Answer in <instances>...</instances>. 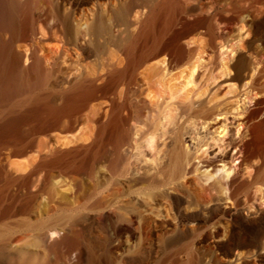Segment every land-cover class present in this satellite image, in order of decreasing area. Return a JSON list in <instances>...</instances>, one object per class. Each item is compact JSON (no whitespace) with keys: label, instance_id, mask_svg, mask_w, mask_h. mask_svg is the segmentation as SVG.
Listing matches in <instances>:
<instances>
[{"label":"bare ground","instance_id":"bare-ground-1","mask_svg":"<svg viewBox=\"0 0 264 264\" xmlns=\"http://www.w3.org/2000/svg\"><path fill=\"white\" fill-rule=\"evenodd\" d=\"M89 1L0 0V95L29 88L32 76L45 81L51 75V68L45 69L42 58L30 53L35 48L30 50L31 43L27 44L40 27L32 8L39 5L56 12L59 23L71 32L74 14ZM194 4L130 0L111 10L113 24L121 32L118 36L112 34L113 25L98 14L90 26L92 36L98 41L109 33L108 45L113 47L105 67L100 74H92V85L86 88L81 87L84 82H73L65 105L49 102L46 109L58 116L75 108L81 93L100 101L99 109L94 107L98 111L93 119V155L109 148L111 178L121 171L125 200H136L139 214L135 210L128 214L144 212L157 218L164 228L159 239L165 248L186 258L176 264H264V60L257 75L236 86V81L250 76L251 54H264V19L247 31L249 37L236 44L228 60L220 62L216 52L207 61L204 53L213 51L217 36L211 16L195 11ZM24 41L30 51L21 49ZM28 59L33 60L26 67ZM57 60L49 64L52 70ZM219 75L234 82L230 84L234 98L219 96L223 85ZM251 91L261 97L246 106L242 100L247 96L242 95ZM43 99L33 97L35 105L28 111L1 122L0 136L10 134L22 119L36 112L34 106ZM233 113L239 120L236 130L219 119ZM218 124V129L223 126L220 137L211 130ZM188 141L194 142L195 149ZM203 145L207 148L200 152ZM232 152L233 161H238L233 174V167L227 168ZM221 169L224 173L218 176ZM202 180L209 184L205 186ZM109 221L115 225L113 214ZM130 222H124L128 238L133 234ZM32 259L28 264L35 263Z\"/></svg>","mask_w":264,"mask_h":264},{"label":"rangeland","instance_id":"rangeland-1","mask_svg":"<svg viewBox=\"0 0 264 264\" xmlns=\"http://www.w3.org/2000/svg\"><path fill=\"white\" fill-rule=\"evenodd\" d=\"M128 1L90 0L74 14L71 32L59 23L56 12L39 5L31 10L37 28L40 27L37 35L28 37L31 38L28 43L26 40L21 43V49L30 51L33 46L35 49L30 53L42 58L45 69L49 71L51 68V75L45 81L32 76L29 88L0 95V123L28 111L35 105L33 97L41 95L44 98L34 106L36 112L22 119L10 134L0 136V264H28L32 257L34 264H176V261L186 259L176 254L175 249L165 248L159 239L164 228L157 224L156 217L144 212L140 216L135 214H139L135 210V198L132 197L131 203L125 200L121 171L111 178L109 148L102 149L97 157L93 155V119L100 101L92 100V94L81 93L78 105L58 116L46 109L49 102L65 105L73 82H84L81 87L86 88L92 85V74L102 72L113 48L108 45L110 34H104L97 41L90 26L101 14L110 26L113 25L112 34L120 35L119 27L113 24V14ZM182 1L195 3V11H202L212 18L217 39L213 51L204 53L207 61L216 52L220 62L228 60L236 52V44L249 37L247 31L249 33L259 19H264V0ZM69 8L67 6L64 10L68 12ZM96 42L102 44L100 49L96 48L99 46L95 45ZM26 43H31L30 50ZM262 55V52L251 54L250 78L247 76L243 81H236V86L250 80L251 74H258L264 60ZM52 59H58L55 70L49 65ZM32 60L26 61V67L32 64ZM219 69L215 71L217 75ZM222 76H218L223 84L218 88L219 96L226 94L225 97L234 98L235 92L230 87L234 82L225 81L226 76ZM242 89L246 91V88ZM256 93L251 91L247 95L245 92L242 98L247 96L246 101L242 100V103L253 105L254 100L261 97V93ZM234 115L229 114L227 118L222 115L219 119L226 120L228 126L236 130L239 120ZM219 124L211 129L216 137L224 134L220 133L223 126L218 129ZM238 128L241 132L244 130L243 125ZM202 131L206 133L207 128L203 127ZM188 144L195 149L193 141ZM201 148L200 152L207 146ZM233 153L227 165V168L233 167L232 174L238 164L237 160L233 161ZM219 164L222 166L224 162ZM223 173L221 169L217 175ZM96 177L100 184L97 189ZM202 182L205 186L209 184L206 180ZM129 210H135V215L128 214ZM111 214L116 222L114 226L109 221ZM129 219L131 238L127 237L124 224Z\"/></svg>","mask_w":264,"mask_h":264}]
</instances>
